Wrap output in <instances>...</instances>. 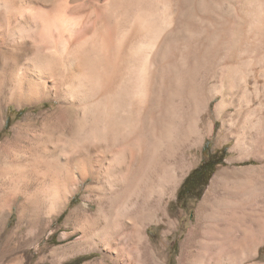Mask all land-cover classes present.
Here are the masks:
<instances>
[{
    "label": "bare ground",
    "instance_id": "bare-ground-1",
    "mask_svg": "<svg viewBox=\"0 0 264 264\" xmlns=\"http://www.w3.org/2000/svg\"><path fill=\"white\" fill-rule=\"evenodd\" d=\"M1 83L7 107L33 110L14 128L31 145L16 174L106 181L107 242L128 258L148 246L153 195L167 219L208 141L235 140L232 164L263 160L264 0H0ZM258 171L218 173L199 211L233 181V207L264 209V185L244 186Z\"/></svg>",
    "mask_w": 264,
    "mask_h": 264
},
{
    "label": "rangeland",
    "instance_id": "rangeland-1",
    "mask_svg": "<svg viewBox=\"0 0 264 264\" xmlns=\"http://www.w3.org/2000/svg\"><path fill=\"white\" fill-rule=\"evenodd\" d=\"M3 87L1 83L0 264H264V209L234 206L230 213L234 208L229 202L236 190L235 181L218 184L211 196L213 200L210 198L211 206L205 204L199 211L218 173L233 167L258 169L264 167V158L232 164L229 160L238 157L233 151L235 140L222 143L217 149L216 138L208 141L199 153L198 162L181 179L175 197L165 199L167 219L157 210L159 199L153 195L146 207L149 218L143 228L148 246L127 258L107 242L105 225L108 221L111 223L109 208L114 198L108 196L106 181L90 178L82 182L62 175L52 183L49 179L16 174L17 165L13 161L20 159L23 169L27 161L22 158L31 145L27 140L15 138L14 128L33 110H20L15 105L7 107ZM53 108L52 103H47L42 110ZM220 123L218 130H221ZM203 163L216 165L213 175L200 194L181 201L179 194L186 179ZM243 177L248 178L245 187L252 183L264 185V171L245 173ZM138 194L129 199V209ZM124 206L119 203L115 207L119 214L127 209ZM135 212L129 211L127 224H132ZM252 241L261 243L260 259L256 263L248 250Z\"/></svg>",
    "mask_w": 264,
    "mask_h": 264
},
{
    "label": "trees",
    "instance_id": "trees-1",
    "mask_svg": "<svg viewBox=\"0 0 264 264\" xmlns=\"http://www.w3.org/2000/svg\"><path fill=\"white\" fill-rule=\"evenodd\" d=\"M222 160H224V158H222ZM214 166L216 165L214 164L211 167L203 163L186 179L183 188L181 189V192L179 194V198L181 201L185 200L190 196H194L195 194L201 193L202 189L207 185L208 181L214 173Z\"/></svg>",
    "mask_w": 264,
    "mask_h": 264
}]
</instances>
